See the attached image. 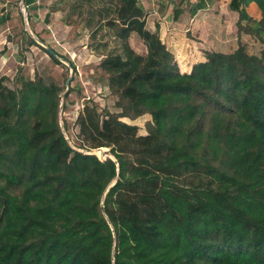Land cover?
<instances>
[{"label":"trees","instance_id":"16d2710c","mask_svg":"<svg viewBox=\"0 0 264 264\" xmlns=\"http://www.w3.org/2000/svg\"><path fill=\"white\" fill-rule=\"evenodd\" d=\"M107 1L96 26L118 44L96 52L97 66L119 112L85 103L75 124L80 149L107 148L115 161L70 147L60 87L36 78L10 89L0 76V264H264V0H224L236 47L202 50L188 72L137 0ZM210 1L168 0L173 19ZM142 114L143 134L119 119Z\"/></svg>","mask_w":264,"mask_h":264},{"label":"rangeland","instance_id":"374dc122","mask_svg":"<svg viewBox=\"0 0 264 264\" xmlns=\"http://www.w3.org/2000/svg\"><path fill=\"white\" fill-rule=\"evenodd\" d=\"M137 1L146 14L156 11L154 19L149 16L147 20L150 27L156 28L158 21L165 23L167 29L177 32V41L181 44L178 53L181 48H191L190 41L200 43L199 48L207 51L210 47L209 39L213 44L211 47L217 51L229 52L236 47L235 14L229 13L225 8L224 0L207 4L198 11L193 20L186 11L175 22L171 19V4L168 0ZM75 3L77 4L74 6ZM35 4L38 6L36 9L26 10L21 0H0V76H4L2 83L13 89L19 87L20 81L40 78L44 83L60 87L57 95V119L62 134L71 148L84 153L90 152L98 159H103L99 155V149L84 150L78 147L75 116L85 103L93 105L96 112H119L115 105L116 95L107 88L106 75L97 66L101 57L96 52L100 50L106 53L118 44L112 38L111 31L103 26H96L98 16L95 10L102 5L108 6V1L35 0ZM246 11L252 17L258 16L252 4L246 7ZM207 16L209 19H203ZM199 17L202 21L195 23V19ZM29 38L37 46L30 45ZM128 39L132 49L143 55L145 49L137 35L132 33ZM239 41L244 44L248 53L260 54L261 45L255 39L241 34ZM45 48L57 54L59 63L51 60L44 51ZM182 61L185 63L187 59ZM119 119L136 125L137 133L143 134L144 123L149 116L142 114L132 119Z\"/></svg>","mask_w":264,"mask_h":264},{"label":"crops","instance_id":"0c3cea01","mask_svg":"<svg viewBox=\"0 0 264 264\" xmlns=\"http://www.w3.org/2000/svg\"><path fill=\"white\" fill-rule=\"evenodd\" d=\"M194 0H189V2H193ZM221 2L220 0H211L209 5L210 4H213V3H219ZM223 4L225 5V8L227 9V6H226V1L223 2ZM207 6V4H206ZM205 6V7H206ZM142 8V7H141ZM143 9V8H142ZM203 9V8H202ZM246 9V8H245ZM200 10V9H199ZM197 10L194 14H190L188 13L189 16H191L192 20L195 16L198 15V11ZM144 11V9H143ZM229 13L231 14H235V19L237 18V14L236 12L234 11H230L228 9ZM145 12V11H144ZM186 11L182 12V13H185ZM146 13V12H145ZM181 13V14H182ZM154 14H156V11H153L152 13H149V14H146V29H148L150 32H154L156 28H152L148 25V19H149V16L152 17V19H154ZM177 15V17L175 19L172 18V10H171V19L173 20V22H175L177 19H179V16L181 15ZM209 19V17L207 16L206 18H203V19ZM199 19V20H198ZM156 21V20H155ZM199 21H202V19L199 17L197 19H195V23H198ZM236 21V20H235ZM193 23V22H192ZM156 26H157V34H158V37L159 39L165 44V46L167 47V49L171 52V54L173 55V58H174V61L175 63L177 64L178 68H179V71L181 72H188L189 71V68H190V65L192 63H195V62H198V61H202L204 59L203 55H202V48H199L200 47V43H197V42H193V41H190L192 43V47L190 48L189 46L187 48H181L180 49V52L178 53V47H181V44L177 41L178 39V36H177V32L175 33L173 30L171 29H167V25L164 23H161V22H158L156 21ZM206 24V23H205ZM187 31V30H186ZM233 33V32H232ZM131 34H129V36L131 37ZM234 35V34H233ZM128 37V38H130ZM209 37V35H208ZM244 37V36H243ZM198 39V38H197ZM129 39H127L128 41ZM183 40V39H182ZM208 41H210V47L207 48V51L209 50H215L214 47H211L213 46L212 44V41L209 39ZM129 44V42H128ZM130 45V44H129ZM131 47V46H130ZM132 48V47H131ZM189 48V49H188ZM213 48V49H212ZM189 51H188V50ZM188 52H187V51ZM145 53V52H144ZM176 54V55H175ZM100 57H102L103 55H99ZM177 57V58H176ZM179 57V58H178ZM187 59V62H183L182 60L183 59Z\"/></svg>","mask_w":264,"mask_h":264},{"label":"water","instance_id":"95a60500","mask_svg":"<svg viewBox=\"0 0 264 264\" xmlns=\"http://www.w3.org/2000/svg\"><path fill=\"white\" fill-rule=\"evenodd\" d=\"M48 51L52 52L51 49L47 48ZM66 85H67V80H66ZM90 153V152H89ZM99 155L105 159V158H109L112 161H115L114 158L112 157V155L108 152V149L105 148H99Z\"/></svg>","mask_w":264,"mask_h":264}]
</instances>
